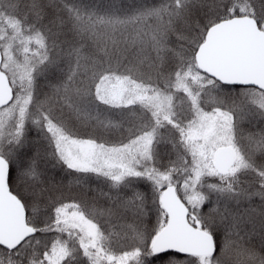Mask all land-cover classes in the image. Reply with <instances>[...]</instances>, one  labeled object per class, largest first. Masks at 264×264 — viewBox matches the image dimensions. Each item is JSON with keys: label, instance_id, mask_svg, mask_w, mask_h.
Segmentation results:
<instances>
[{"label": "snow or ice", "instance_id": "6c2138e0", "mask_svg": "<svg viewBox=\"0 0 264 264\" xmlns=\"http://www.w3.org/2000/svg\"><path fill=\"white\" fill-rule=\"evenodd\" d=\"M0 264H264V0H0Z\"/></svg>", "mask_w": 264, "mask_h": 264}]
</instances>
